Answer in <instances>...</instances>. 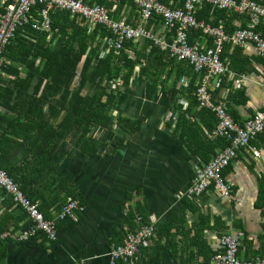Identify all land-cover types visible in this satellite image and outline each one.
Here are the masks:
<instances>
[{
	"label": "crops",
	"instance_id": "obj_1",
	"mask_svg": "<svg viewBox=\"0 0 264 264\" xmlns=\"http://www.w3.org/2000/svg\"><path fill=\"white\" fill-rule=\"evenodd\" d=\"M10 1L0 0V14ZM107 1L113 20L129 21L131 24H127L132 26L139 24V16L128 2ZM176 1L173 0L174 6L181 4ZM212 9L216 8L211 6L207 24L217 26L222 22L226 32L245 28L249 21L246 14L223 10L226 19H219L212 25L216 19ZM59 22L66 23L64 19ZM147 29L171 38L160 23L152 26L147 23ZM258 32L264 34V24ZM194 33L191 34L193 43L202 45L203 50L212 47V39L199 31ZM58 34L56 29L47 39L56 41L61 32ZM232 52L233 63L227 59L230 70L211 80L210 92L216 103L224 104L236 123L244 125L257 110L264 108V58L253 44L230 45L228 55ZM127 53L134 57L131 50ZM173 58L166 53L158 62L157 69L161 71L155 82L158 94H146L139 83L131 84L134 93L129 94L119 111L112 112L113 118L140 120L137 130L134 123L127 126V132L117 125L111 129L96 126L86 136L94 141L91 144L79 141L71 133L66 134L49 160L51 166L56 164V172L35 168L36 164L41 165V158L36 159L27 149H35V145L43 149L39 134L48 139L53 136L52 130L61 123L64 112L56 117L51 102L47 101L43 103V111L37 109L33 115L46 118L52 130L42 126L30 130L23 128L25 131H20L19 126L9 129L17 132V135L8 134L7 146L14 149L9 161L18 171L22 169L23 185L34 192L32 197L38 199V205L43 203L50 217L47 219L59 222V236L55 242L39 238L26 243L11 240L5 243L1 238L3 232L11 228L17 233L25 229L30 220L0 188L2 264H109L107 252L113 245L123 242L125 231L150 224L155 225L156 232L137 251V264H214L213 256L219 251V240L224 234L239 238L241 259L264 258V132L223 170L229 196L221 195L210 185L200 196L191 197L188 189L195 169L209 162L220 146H210L204 140L207 127L202 126L201 115L214 125L216 118L212 112L213 115L204 110L200 112L206 108L193 99L201 73L195 72L186 60ZM7 60V68L0 75V87L4 88L2 99L7 100L11 91L22 96L19 85L27 87L23 96L34 94L35 98H40L47 80L40 85L37 76L27 79L34 69L32 64L20 65L8 57ZM41 65L42 59L38 58L35 67ZM182 76L188 82L186 87L180 85ZM38 84L40 87L36 91ZM162 96L169 102L170 109L159 101ZM15 101L18 99H12L11 104ZM0 111L7 123L22 118V108L14 110L0 106ZM56 173L63 181L62 187L52 184ZM53 190L57 191L53 193ZM71 200L79 201L85 208L79 213L78 221L58 217L61 205Z\"/></svg>",
	"mask_w": 264,
	"mask_h": 264
},
{
	"label": "built area",
	"instance_id": "obj_2",
	"mask_svg": "<svg viewBox=\"0 0 264 264\" xmlns=\"http://www.w3.org/2000/svg\"><path fill=\"white\" fill-rule=\"evenodd\" d=\"M130 1L139 11L140 19L137 26L129 25L122 20H113L110 17L111 8L97 3L89 4L85 0H11L0 14V73L8 64L5 52L15 38L18 28L30 24L36 30L52 32L50 10L53 8L70 12L73 16L86 21L92 28L101 26L108 30L110 34L102 40L106 51L123 49L125 41L152 40L153 46L177 60H186L195 72L201 73L194 97L200 106L211 111L216 118V125L206 133V138L211 141L222 138L226 142V146L212 156L209 162L195 169L188 194L191 197L200 196L211 185L221 195L229 196V188L224 184L222 172L238 158L241 150L250 148L252 142L264 132V108L257 110L244 125L236 123L224 104L215 102L210 85L213 78L230 70L229 60L221 58L225 45L245 47L253 44L257 53L264 58V34L258 32V28L264 24V3L258 0H177L176 2L181 4L174 6L173 0ZM37 4H43L39 13L40 20H33L32 9ZM202 4L246 14L249 21L245 28L229 34L222 22L217 26H211L196 19L195 14ZM112 7L115 8V5ZM154 16L160 18L161 24L171 35L170 39L147 29V23ZM192 30L212 39V47L203 50L200 44H190L188 34ZM179 81L182 87L188 85L184 76ZM111 82L113 86L116 84ZM0 188L12 197L16 206L26 211L30 220V225L25 229L17 233L5 232L2 234L3 238L19 243L39 238L49 242L58 239L59 231L55 221L45 218L38 204L28 199L19 184L2 168ZM84 210L79 201L73 200L62 207L58 217L78 221L79 213ZM155 232L154 224L125 231L123 242L113 245L107 252L109 264H137L135 260L137 251L155 235ZM239 242L238 237L224 234L219 240V251L214 254L213 263L264 264V258L241 259Z\"/></svg>",
	"mask_w": 264,
	"mask_h": 264
},
{
	"label": "trees",
	"instance_id": "obj_3",
	"mask_svg": "<svg viewBox=\"0 0 264 264\" xmlns=\"http://www.w3.org/2000/svg\"><path fill=\"white\" fill-rule=\"evenodd\" d=\"M85 1L89 4H101L108 8L110 6L108 5L110 2L107 0ZM124 2H128L131 8L136 10V16H139V11L134 3L130 0H122V3ZM261 2L264 3V0H261ZM175 5L179 4L176 3ZM41 6H43V4H37L33 7V20H40L39 13ZM210 8L211 6L209 4H202L195 14L196 19L209 23L210 21L207 16ZM212 12H214L216 16L215 22H213L212 25H216L219 19H226L225 11L212 9ZM70 16H73V14L66 10H61L59 8L51 9L50 18L52 22V31L58 29L59 34L61 32L56 41H54L53 38L51 40L47 39L51 31H39L34 29L32 25L27 24L18 28L15 38L5 52V56L8 57L11 62H16L25 66L32 64L34 69L28 73L27 79L37 76L39 77L38 80L40 81V85L42 81L47 80L46 86L44 87V94L40 98H35L34 94L32 97L23 96L26 94L27 87L19 85V88L23 91L22 96L15 95V92L11 91L9 92L7 100H5L1 97L4 88L0 87V106H7L14 110L18 108L23 109L22 118H17V120L15 118L16 121L11 123L5 122L0 111V168L5 170L8 175L20 185L26 197L31 199L34 203H37L38 199L32 197L34 192L25 188L23 185L24 177L22 176V169L18 171V167L9 161L10 156L13 154L10 152L14 149H10L9 146H7L9 145L8 134L17 135L16 131H9L10 128L13 130L16 126H19V128H21L20 131H25L24 129L30 130L31 128L35 129L42 126L52 130L46 118H42V115H33L37 109L43 111V103L47 101L51 102V107L55 110L54 113L56 117H59L61 112H64L61 123L52 130L54 133L53 136H50L48 139L45 135L39 134V144L43 149H41L40 146L37 148L36 145L35 149H27L36 159L41 158V165L38 163L36 164L38 167L35 168L40 170L42 168H48L50 171L56 172V164L51 166L49 160L52 158L53 152L57 150L58 146L62 143L66 134L71 133L76 136L79 141L86 140L91 144L94 141L86 138V136H88L96 126L111 129L114 125H117L119 129L127 132V126L134 123L132 125L135 126V129L137 130V128H139L141 123L140 120L131 122L126 120V118H113L112 116L114 110H120L121 105L125 102L129 94L134 93L131 84L139 83V86L141 85L143 87L146 94L148 92L159 93L156 90L157 86L155 82L160 76L161 71L157 69V65L162 56L166 53L153 46L152 40L125 41L123 43V49L119 51H106L102 40L110 34L108 30L101 26H96L94 29H91L89 24L83 19L79 18L80 21H78V17L74 16L73 19H71ZM60 19H64L66 23L60 24ZM67 22H70V24L68 25ZM126 22L131 24L129 21ZM159 23L161 24L158 16H154L153 19L148 22L150 26L159 25ZM231 31H233V29ZM227 33L232 34L231 32ZM191 34L194 35V31H190L188 34V42L190 44L193 43V36L191 38ZM33 37L35 38V42L33 41ZM139 46V51H137ZM229 48L230 45L224 46L221 58L230 59L233 63L234 54L232 52V54L228 55ZM127 50H131L132 53H134V57H131L129 53H127ZM38 58L42 59L41 67H35ZM172 60H174V58ZM81 63L83 64L80 68ZM6 68L7 65L3 70ZM115 79H119L120 81L113 86L110 82ZM76 81L77 84L75 85ZM39 84L37 85L36 91L40 87ZM9 90H11V88ZM20 93L21 92H19V94ZM165 95L166 93L164 96ZM164 96H162L159 101L170 109V104L165 100ZM9 98L11 99L7 103ZM14 98H17L18 101L11 104ZM193 99L195 101L194 97ZM202 110L208 115L212 114L211 111L207 109H200V112ZM200 121L202 126L204 125L207 127L204 140L207 143L209 142L210 146L213 145L214 147L216 144L220 146V149L224 148L226 146L224 139L218 138L214 141H208L206 138V133L215 127L216 120L214 125L210 120L206 122L205 118L201 115ZM5 124L7 128H5ZM197 128L199 129V125H197ZM44 159L45 161L43 162ZM58 179V174H54L52 184L62 187L63 181ZM32 184L33 183H30V185ZM56 191L57 190H53L52 192L55 193ZM64 191L67 192L68 189L66 188ZM4 193L6 192L4 191ZM66 203L62 204L61 207L66 205ZM19 208L22 209L21 207ZM38 208L44 214L45 218H50L45 211L43 203L38 205ZM67 219L69 218L62 220ZM28 225H30V222H28L27 226ZM56 226L57 229H59V222H57ZM8 231H12V229L8 228L5 232ZM2 234L1 238L5 243L12 241L11 239L3 238ZM0 264H2V260Z\"/></svg>",
	"mask_w": 264,
	"mask_h": 264
},
{
	"label": "rangeland",
	"instance_id": "obj_4",
	"mask_svg": "<svg viewBox=\"0 0 264 264\" xmlns=\"http://www.w3.org/2000/svg\"><path fill=\"white\" fill-rule=\"evenodd\" d=\"M138 17V16H137ZM138 20H139V17H138ZM136 24V23H135Z\"/></svg>",
	"mask_w": 264,
	"mask_h": 264
}]
</instances>
